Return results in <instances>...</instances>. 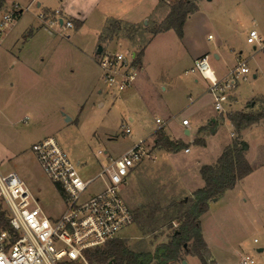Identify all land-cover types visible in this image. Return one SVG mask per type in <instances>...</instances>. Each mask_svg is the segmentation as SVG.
<instances>
[{"label":"rangeland","instance_id":"rangeland-1","mask_svg":"<svg viewBox=\"0 0 264 264\" xmlns=\"http://www.w3.org/2000/svg\"><path fill=\"white\" fill-rule=\"evenodd\" d=\"M135 1L126 2L135 5ZM177 1L153 0L154 10L147 21L132 25V29L123 25L111 42L105 44V49L138 53L150 38L149 32L164 20ZM37 3L57 7V0H7L0 10L1 16L13 5L23 9L13 31L9 33V28L6 29L0 42V175L17 174L36 196L41 209L55 218L64 209L62 197L42 172L31 152L32 144L54 137L79 176L86 180L100 169L95 158L97 150L116 158L137 137L132 125L131 135L121 134L122 122L128 123L127 106L120 101L121 95L113 100L106 92L101 71L91 58L98 45L91 29L99 24L89 21L87 32L72 28L60 33L54 28L56 33H48L38 15L52 12L42 11ZM197 4L200 14L208 16L211 27H193L187 48L192 50L191 42L195 40L206 46L209 67L217 78L218 74L245 63L249 71L246 80H240L235 88L241 104L252 98H264V53L246 43L250 30H256L264 38V0H197ZM128 29L135 30L132 39L128 38ZM209 35L214 40H208ZM216 41L222 43L219 50L224 53L219 61L214 58ZM187 48L180 45L176 33L170 30L162 32L147 51L149 98L158 106L169 102L173 107L171 114L179 113L191 102L189 95L192 100L200 95L202 90L198 86L205 82L198 78L196 86L197 77L184 75L192 64ZM227 112L224 115L235 111ZM143 119L145 127H151L152 116ZM245 140L251 146L253 174L238 181L212 204L200 218V224L212 243L238 242L243 254L252 255L253 248H264V135L257 129L247 134ZM127 179L120 192L134 213V223L121 231L118 239L132 251L153 253L158 244L168 241L176 226L167 216L175 214L174 202L181 199L179 186L162 168L141 171L138 168ZM103 186L98 179L88 191L94 193ZM254 239L258 244L253 243ZM254 258L262 264L258 255ZM184 261L201 264L193 256H185ZM237 261L236 256L230 260L233 264Z\"/></svg>","mask_w":264,"mask_h":264},{"label":"built area","instance_id":"built-area-1","mask_svg":"<svg viewBox=\"0 0 264 264\" xmlns=\"http://www.w3.org/2000/svg\"><path fill=\"white\" fill-rule=\"evenodd\" d=\"M22 12L18 5H13L0 16V42L5 30ZM38 19L49 28H72V23L57 11L52 15L41 12ZM246 43L264 53V38L256 30L248 32ZM207 58L208 55H204L194 60V71L209 82L214 110L222 113L229 92L249 71L241 62L223 78L217 79ZM96 63L112 99L133 87L140 70L136 52L132 50H103L96 56ZM156 122L160 123V120ZM181 123L188 126L187 119ZM123 133L129 135L128 128L123 129ZM30 149L44 175L59 188L64 209L58 217H49L17 174L0 175V206L5 214L0 225V264H90L86 251L118 239L119 233L134 223V213L126 205L120 187L126 185L130 170L147 156L143 141L116 158L104 151H96L100 169L86 180L79 176L76 166L55 138L46 137L32 144ZM98 179L104 186L89 193V188ZM253 243L258 244L257 239ZM258 248L252 249V255H240L236 264H258L256 255L264 264V248L257 252ZM206 264L219 263L207 261Z\"/></svg>","mask_w":264,"mask_h":264},{"label":"crops","instance_id":"crops-1","mask_svg":"<svg viewBox=\"0 0 264 264\" xmlns=\"http://www.w3.org/2000/svg\"><path fill=\"white\" fill-rule=\"evenodd\" d=\"M126 1L127 0H57L56 8L52 9L51 7L47 6L43 7L42 3H37V8L41 7L42 11L47 12H60L65 20H69L72 23V28L74 29H85L87 32L90 30L87 28L89 21L92 22V20H94L97 24H99H94L93 29H91L95 40L98 41L96 51L91 56L93 61L96 63L97 47L100 45L102 46L103 50H106L104 47L105 44L111 42V39L108 36H105V28L110 20H118L125 24L137 25L139 23L144 24L152 15L155 6V3L152 2L153 0H136L135 5H132V2L129 4ZM6 2L7 0H5V6ZM20 18L21 14L16 18L15 21L18 23ZM16 22H14V24L9 28V33L13 31L14 27L16 26ZM41 26H43L44 29L48 31V33H56L54 28H57L60 33L65 30L72 29H65L58 26L49 28L42 23ZM193 27H211V22L208 16L200 14L199 11L190 15L183 25L182 38H178L182 47L187 48L186 45L187 43L189 44L190 33ZM8 32L4 38H6V36L9 34ZM29 33L31 34V32ZM159 35H161V33L154 36L150 34V38L146 41L144 47L142 48L143 53L141 62L139 64L140 70L137 80L135 81V84L132 88L120 94V101L127 106L126 111L128 113L126 117L128 123H125V121L122 122L121 134L126 135L123 133V129L128 128L129 135H131L132 131L130 125H132L133 128H136L135 135L137 137L136 142L134 141L132 145L142 140L145 148L147 149V156H145L134 168L130 170L127 178L130 174L136 172L138 168L140 171L149 167L158 170L161 168L162 170L165 169L174 179L177 187L179 186L178 191L181 193V199H186L188 197H192V194L196 190L203 188L205 185L200 175L201 167L214 165L221 156L224 148L231 144L235 136L234 128L226 118V115H224L225 112L257 109L260 107L258 102L261 98H252L248 101H245V103L242 105L238 95L235 92V87L229 92L228 103L224 105L223 112H216L213 106V96L209 91V82L197 74L193 67L194 60L207 55L208 48L206 46H202L198 41L195 40L194 42H191L193 49L191 50L187 48L190 51L192 64L191 67L184 72V75H192L197 77L194 78V82L197 83L196 86L198 85V78H201L203 81H205V84L202 83L198 86L199 89L202 90L201 94L196 95L193 100L189 95L188 99L191 100V102H189V104L177 114H171L173 107L169 102L158 106L149 98L148 91L150 80L146 71L149 66L147 61L148 48ZM211 40H214V38ZM221 46L222 43H220V41H216L215 49L217 50L214 54V58L217 61L222 59L224 55V53H221L219 50ZM228 71L229 70L224 72L222 75L218 74L217 78L215 76V71L212 69V72L217 79L223 78L228 73ZM241 80H246V76L245 79ZM114 99L115 98H113V100ZM248 102L251 103L247 106ZM146 115L152 116L151 127L147 126V128L145 127L143 121V118ZM157 119L160 120V123L156 122ZM184 119L188 120V126L182 125L181 122ZM213 122L217 123L215 133L211 134L207 131H201V128H204ZM257 129H259V131L264 135V120L245 129L242 132V140L248 144V142L245 140L246 135L252 134L253 131H256ZM158 130L163 131L171 142H182L185 147L179 151L172 152L156 147V132ZM248 147L249 148L245 154V158L251 166L252 172L245 178L250 177L255 169L253 163L249 159V152L251 150L250 144H248ZM185 149H188V151L185 152ZM220 198L221 197L217 198L216 201L211 200L209 202L208 212L210 210V206L218 202ZM201 233L206 244L207 261L219 264H233V262H230L231 258L233 256L239 258L240 255L244 253L238 242L226 243L225 245L214 244L207 239L202 226Z\"/></svg>","mask_w":264,"mask_h":264},{"label":"trees","instance_id":"trees-1","mask_svg":"<svg viewBox=\"0 0 264 264\" xmlns=\"http://www.w3.org/2000/svg\"><path fill=\"white\" fill-rule=\"evenodd\" d=\"M4 5L5 0H0V10ZM197 11V0H178L170 7L164 20L149 33L154 36L173 30L181 39L186 19ZM123 25L133 28L132 25L121 21L110 20L105 28V36L111 39L114 34L120 32ZM131 29L127 30L129 39L133 38L135 31H131ZM142 53V50L136 53L139 64ZM258 103L260 107L257 109L235 111L226 115L234 128L235 137L231 144L224 148L214 165L201 167L200 175L205 183L204 187L196 190L192 197L174 202L175 214L167 216V219L172 225L175 223L176 226L167 242L158 244L153 253H150L132 251L128 249L123 240L115 239L101 248L86 251L88 262L90 264H151L153 262L155 264H176L183 261L185 256L190 255L198 258L202 264H206L207 249L201 233L200 218L208 212L209 202L212 199H217L226 191L233 189L238 181L252 172V168L245 158L249 147L242 140V132L264 120V98H261ZM216 126L217 123L213 122L201 128V131L213 134ZM156 147L172 152L179 151L185 145L182 142H171L163 131L158 130L156 132ZM56 188L60 192L59 188ZM4 218L5 214L0 206V225L5 220ZM153 221L158 222L159 219Z\"/></svg>","mask_w":264,"mask_h":264},{"label":"water","instance_id":"water-1","mask_svg":"<svg viewBox=\"0 0 264 264\" xmlns=\"http://www.w3.org/2000/svg\"><path fill=\"white\" fill-rule=\"evenodd\" d=\"M59 22H60V24H61V23H62V20H60ZM102 51H103L102 46L99 45V46L97 47V52H96L97 55L101 54ZM216 57H217V56H216ZM66 121H69V119H66ZM212 201H216V199H212ZM184 248H185V246H184ZM256 251H257V252H261L262 249H261V248H258ZM180 264H186V262L183 260V261L180 262Z\"/></svg>","mask_w":264,"mask_h":264}]
</instances>
